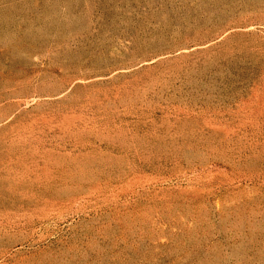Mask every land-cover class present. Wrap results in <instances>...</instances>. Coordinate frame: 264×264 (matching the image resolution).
Masks as SVG:
<instances>
[{
  "label": "rangeland",
  "instance_id": "1",
  "mask_svg": "<svg viewBox=\"0 0 264 264\" xmlns=\"http://www.w3.org/2000/svg\"><path fill=\"white\" fill-rule=\"evenodd\" d=\"M7 213L0 264H264V0H0Z\"/></svg>",
  "mask_w": 264,
  "mask_h": 264
},
{
  "label": "bare ground",
  "instance_id": "2",
  "mask_svg": "<svg viewBox=\"0 0 264 264\" xmlns=\"http://www.w3.org/2000/svg\"><path fill=\"white\" fill-rule=\"evenodd\" d=\"M152 2V1H151ZM261 9V8H260ZM217 11V10H216ZM251 12V11H250ZM194 13V12H193ZM166 16V15H165ZM148 18V17H147ZM163 20V19H162ZM208 20V19H207ZM179 33V32H178ZM21 216V215H19ZM3 221H6L7 224H9L11 227H20V224L18 222V220H20L21 218L18 217L15 214L12 213H7L5 216H3L2 218H0ZM6 226V225H5ZM6 229V228H5ZM4 232V231H3Z\"/></svg>",
  "mask_w": 264,
  "mask_h": 264
}]
</instances>
